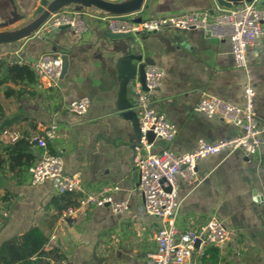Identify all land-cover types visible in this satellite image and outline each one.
Instances as JSON below:
<instances>
[{"label": "crops", "instance_id": "obj_1", "mask_svg": "<svg viewBox=\"0 0 264 264\" xmlns=\"http://www.w3.org/2000/svg\"><path fill=\"white\" fill-rule=\"evenodd\" d=\"M39 1L0 0V29L29 17ZM216 6V0H143L140 9L128 17H158ZM86 23L83 32L60 27L44 30L41 37L0 44V58L7 61H34L45 52L65 54L68 60L54 86L27 84L17 100L2 99L6 108L3 124L7 126L3 133L7 137L12 132L34 135L51 122L57 123L47 144L61 157L62 172L77 174L88 190L115 186L109 192L111 197L126 200L127 209L114 212L103 204L65 216L62 209L56 215L53 198L59 193L51 181L31 184L24 175L15 181L4 172L0 173V188L10 184L13 208L7 211L0 234L7 236L17 227L22 232L38 225L48 236L55 234V246L64 254L60 264H146V254L154 247L148 233L160 219L142 211L139 173L130 142L132 122L122 115L124 109H133L135 95L129 82L138 78L135 65L147 59L163 69L161 84L149 93V104L163 112L177 131L171 141L153 139L152 151L169 148L178 153L193 149L199 139L213 142L236 132L232 122L209 117L194 107L203 93L241 105L244 69L235 65L228 37L200 28L165 27L110 37L100 19L87 15ZM246 56L255 89L253 106L263 125L264 33L258 45L248 47ZM81 96H87L89 104L79 115L67 103ZM195 175L197 180L192 182L177 177V226L196 230L215 215L230 237L222 247L210 245L202 255L193 253L191 261L264 264V205L252 197L254 192H264V143L255 155L237 148L203 156L197 160ZM4 213L0 207V215ZM214 248L217 259L212 262Z\"/></svg>", "mask_w": 264, "mask_h": 264}, {"label": "built area", "instance_id": "obj_2", "mask_svg": "<svg viewBox=\"0 0 264 264\" xmlns=\"http://www.w3.org/2000/svg\"><path fill=\"white\" fill-rule=\"evenodd\" d=\"M263 0L243 1L232 7L216 6L211 9H196L158 17L134 19L128 14H95L84 10L63 8L50 13L48 18L34 32L41 37L47 29H57L68 25L73 30L83 32L87 29L86 16L92 15L104 22L110 32L150 33L169 28H200L205 33L228 37L234 63L244 69L242 84L243 102L234 104L209 93H203L198 99L195 110L209 117L232 122L236 132L223 139L207 142L199 139L196 146L186 152L178 153L169 148L152 151V141L148 140L147 131L151 130L155 138L171 141L177 127L163 112L157 111L149 104V93L157 88L163 78V69L155 64L145 67L143 88L136 77L129 82L134 92L133 109L139 120L140 138L135 144L134 159L139 173L138 189L142 194V211L160 219L157 227L148 233L154 243L153 249L146 254V264H195L191 261L193 253L202 255L210 246L222 247L230 237L223 222L215 215L210 216L199 229L179 228L176 223L179 201L177 199L176 181L178 175L192 182L197 180L195 167L197 160L203 156L225 149H241L247 155H255L259 145L264 143V124H259L253 100L255 89L253 76L247 62V49L261 42L264 33ZM33 35V36H34ZM36 75L37 87H51L56 84L61 71V54L42 53L37 60L24 61ZM89 98L81 96L70 100L67 107L79 115L87 111ZM57 123L51 122L41 133L34 134L30 141L38 149V156L24 173V178L31 184L45 180L52 182L58 193L77 191L81 194L79 204L68 206L62 215L74 213L79 208L108 204L114 212L127 209L126 200H113L110 190L113 185H101L98 189L88 190L81 184L77 174L62 172V159L48 148V141L53 139ZM11 140L18 137L12 132ZM252 197L264 205V192H254ZM55 234L48 236L45 248L55 245Z\"/></svg>", "mask_w": 264, "mask_h": 264}, {"label": "trees", "instance_id": "obj_3", "mask_svg": "<svg viewBox=\"0 0 264 264\" xmlns=\"http://www.w3.org/2000/svg\"><path fill=\"white\" fill-rule=\"evenodd\" d=\"M35 83L36 75L27 63L0 58V173H7V177L11 174L10 178L15 181L24 175L28 166L37 158L38 149L30 141L31 133H20L15 140L4 135L7 126L3 124L6 108L2 99L11 97L17 100L27 84ZM9 185L0 188V207L5 211V215H0V228L6 221L7 211L13 208V193ZM80 198L81 194L77 191L57 194L53 198L57 207L56 215L68 206H77ZM3 237L0 234V240ZM47 239L48 235L38 225L28 226L18 235L0 243V264H44L47 261L60 264L64 254L55 245L46 249ZM213 251L211 261L215 262L216 249Z\"/></svg>", "mask_w": 264, "mask_h": 264}, {"label": "water", "instance_id": "obj_4", "mask_svg": "<svg viewBox=\"0 0 264 264\" xmlns=\"http://www.w3.org/2000/svg\"><path fill=\"white\" fill-rule=\"evenodd\" d=\"M243 1L249 0H216L217 4L222 7H232L240 4ZM143 3V0H40L35 7L33 13L22 20L17 25L12 27L0 29V44H11L15 42H22L23 40L30 38L34 35V32L40 27V25L48 18L50 13L67 8L70 10H84L87 12L105 15V14H130L138 11ZM68 25H62L61 27H67ZM110 37H129L131 32H109ZM137 60H140V56H137ZM153 63L145 59L135 65L137 69L138 79L140 80L143 88L145 67ZM68 65L67 55L61 54V71L60 77L65 73ZM122 115L127 117L132 122V133L130 137L131 147L134 149L135 144L139 141L140 130L139 120L134 109H124ZM148 140L154 139V134L151 130L147 131ZM21 227H17L10 235L3 237L0 243L10 237L16 236L21 232ZM44 264H51L49 261ZM69 264V263H65Z\"/></svg>", "mask_w": 264, "mask_h": 264}, {"label": "rangeland", "instance_id": "obj_5", "mask_svg": "<svg viewBox=\"0 0 264 264\" xmlns=\"http://www.w3.org/2000/svg\"><path fill=\"white\" fill-rule=\"evenodd\" d=\"M11 47V46H10Z\"/></svg>", "mask_w": 264, "mask_h": 264}]
</instances>
